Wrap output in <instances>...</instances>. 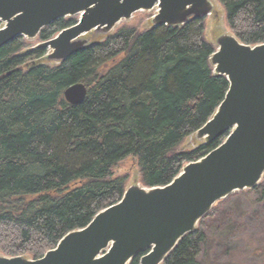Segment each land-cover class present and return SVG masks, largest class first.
Instances as JSON below:
<instances>
[{
	"label": "trees",
	"instance_id": "obj_1",
	"mask_svg": "<svg viewBox=\"0 0 264 264\" xmlns=\"http://www.w3.org/2000/svg\"><path fill=\"white\" fill-rule=\"evenodd\" d=\"M217 1L238 40L264 42V0ZM73 24L58 19L38 37L47 40ZM204 27L203 17L143 31L125 27L53 64L44 50H24L22 37L0 48V254L37 259L116 203L125 177L113 169L125 158L136 160L144 186H162L223 140L193 138L195 148L179 147L229 86L210 64L214 49ZM74 83L87 92L70 104L63 91ZM239 192L258 194L250 209L255 220V205L264 208V175ZM234 194L217 201L162 264H203L209 237L231 232L234 217L244 214Z\"/></svg>",
	"mask_w": 264,
	"mask_h": 264
},
{
	"label": "water",
	"instance_id": "obj_2",
	"mask_svg": "<svg viewBox=\"0 0 264 264\" xmlns=\"http://www.w3.org/2000/svg\"><path fill=\"white\" fill-rule=\"evenodd\" d=\"M155 5L151 28L183 25L210 14L214 6L211 0H0V48L79 15L73 25L35 46L51 50L46 59L62 62L91 45L83 34L108 33L118 21ZM209 60L229 86L195 138L210 144L224 136L216 147L184 164L168 184L127 186L116 203L67 232L41 257L1 254L0 264H129L137 255L138 264H161L217 201L257 186L264 174V42L248 45L225 33L217 37ZM86 92L83 83H74L63 97L77 104Z\"/></svg>",
	"mask_w": 264,
	"mask_h": 264
},
{
	"label": "rangeland",
	"instance_id": "obj_3",
	"mask_svg": "<svg viewBox=\"0 0 264 264\" xmlns=\"http://www.w3.org/2000/svg\"><path fill=\"white\" fill-rule=\"evenodd\" d=\"M213 2V10L211 14L204 17V39L212 45L213 49L216 47V39L222 34L232 33L229 29L225 13L221 4L217 0ZM156 13V8L152 10H138L132 14L129 19H122L108 32L90 31L83 34L81 37L87 41L103 40L107 36L114 34L117 30L125 27L138 29L140 31L152 27V16ZM66 19H79V15L73 17H65ZM3 22L0 21V27ZM106 36V37H105ZM24 43L23 49H33L41 40L38 36L33 38H22ZM49 52V50L47 51ZM44 60V59H43ZM42 59L38 61H43ZM34 61V60H33ZM49 64H53L48 60ZM45 63V61H43ZM56 63V62H55ZM192 136L184 139L180 144V148L188 150L194 148ZM114 175L124 176V186L131 184L142 186L140 173L136 160L133 157H127L120 162L114 169ZM258 194L252 193L246 195L243 192H236L233 197H240L242 204L243 216L234 217L235 226L231 232L225 234L216 233L210 236L211 244L208 247L207 254L203 258V264H264V208L263 203L256 204L257 218L254 220L251 215L253 207L252 201ZM249 196V198H247ZM241 223L242 225H239ZM239 225V227H236ZM30 258V257H29Z\"/></svg>",
	"mask_w": 264,
	"mask_h": 264
}]
</instances>
